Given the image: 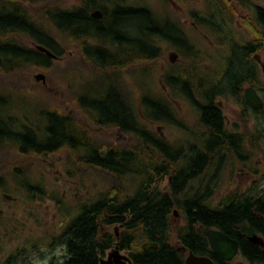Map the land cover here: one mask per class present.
<instances>
[{
    "label": "trees",
    "instance_id": "trees-1",
    "mask_svg": "<svg viewBox=\"0 0 264 264\" xmlns=\"http://www.w3.org/2000/svg\"><path fill=\"white\" fill-rule=\"evenodd\" d=\"M64 1L0 0V104L13 107L1 113L9 122H18L17 127L2 128L0 119V140L12 136L18 141L15 157L8 159L5 152H0V167L11 169L15 164L13 171L23 175L24 167L54 161L64 153L72 173L95 171L108 181L107 188L95 201L83 204L78 217L68 226L70 258L65 264H99L100 256L114 246L129 251L135 264H185L188 250L195 252V247L204 245L206 240L198 229H174L170 222L173 209H178L182 202L192 212V226L197 221L205 224L206 219L215 220L218 225L220 215L208 210L202 201L183 197V186L171 185L169 190H161L150 182L156 171H171V147L164 143L161 154L156 153L155 138L138 126L139 112L130 110L132 104H125L118 79L114 77L139 63L155 62L161 57L159 47L151 37L131 38L128 40L132 44L129 67H125L122 44L126 40L112 39L108 36L111 28L105 27V23L114 25L122 10L105 12L103 19L95 21L88 14L89 4H95L94 0H82L83 9L77 5L63 6ZM138 13L139 10L129 11L131 15ZM91 39H98L97 44L91 43ZM36 44L43 45L58 58L66 53L62 44L77 45L93 70L94 80L85 89L87 93L79 95L75 102L70 101L77 114L61 106L58 89L54 92L42 86L40 92L59 101L55 107L40 106L41 109L31 113L40 121L42 127L38 128L27 121L30 116L19 112L22 102L31 96L28 86L36 83L37 69L50 71L55 66L50 56L36 49ZM108 44L117 48L113 51ZM263 45L264 38L256 39L252 49L259 50ZM69 67L79 65L51 70L58 78L57 86L64 85L75 75ZM83 67H86L84 63ZM96 81L101 82L95 89L99 96L88 97L91 86L99 84ZM149 98L152 97L143 96L147 112L156 118L157 105ZM22 119L26 123L23 126ZM121 132L130 133V140L121 139ZM90 136L94 142L89 141ZM144 140L145 151L141 149ZM1 146L13 148L14 144L3 141ZM144 160L147 180L131 195L123 180L128 172H141L137 165ZM25 182L30 192L41 193L38 185H30L27 179ZM146 242L158 246L145 249ZM180 247L185 251H180Z\"/></svg>",
    "mask_w": 264,
    "mask_h": 264
},
{
    "label": "flooded vegetation",
    "instance_id": "flooded-vegetation-1",
    "mask_svg": "<svg viewBox=\"0 0 264 264\" xmlns=\"http://www.w3.org/2000/svg\"><path fill=\"white\" fill-rule=\"evenodd\" d=\"M110 1L114 4L111 13L117 8L122 10L118 14L119 24L126 23L127 19L142 20L148 25L140 31L143 36L148 34L153 39L176 41L180 45L186 40L184 49L191 53L195 49L188 40L194 36L201 39H211V36L217 34L250 36L244 50L245 56L249 55L248 59L251 58V67H228L230 65L227 59V67L214 70L203 67L202 69L210 70L217 76L212 82L200 76L199 72L201 79L197 78L194 75L197 73L194 71L196 68L174 67L173 76L169 83H163V88L171 89L169 95L175 108L169 109L165 105L166 98H149V101L157 105L155 120H172V127L175 129L171 142L164 137L160 129L162 125L157 126L155 134L148 130L155 138L156 153L161 154V145L164 143L172 150L171 171H156L150 182L155 185L160 179L166 178L169 186H183V197L202 201L208 210L220 215L218 225L215 220L206 219L205 224L197 221L192 226V212L182 202L178 204V209H173L170 222L174 229H198L206 240L204 245L195 247L196 253L189 249L186 259L192 253L198 258H205L202 264H264V105L256 108L245 96L247 89H255L264 102V97L258 90L259 87L264 89V61L261 58L259 61L256 57L259 55L258 48L252 49L254 40L264 38V4H256L254 0H212L218 12L216 17L220 20L217 25L206 19L203 13L196 14L194 7L187 11V16L178 15L181 12L172 9L174 4L180 2L178 0H168L171 7L163 0L168 5L166 12H153L123 5L121 1ZM185 1L194 3L196 0ZM77 2V6L83 9V1ZM188 7L190 8V4ZM96 9L101 10L102 17L91 16ZM132 9L139 10L140 13L129 14ZM88 14L93 20L99 21L104 18L105 10L89 4ZM212 26H218L220 33ZM126 29L117 37L130 40ZM263 47L264 45L260 49ZM173 54L176 55V62L179 55L176 52ZM254 58L261 67L255 66ZM180 103L186 106V116L180 115ZM227 103L233 105L230 114L226 112ZM139 118L141 119V115ZM139 127L144 128L140 124ZM130 137L128 133L126 140L129 141ZM141 149H146L145 140ZM145 163L144 160L137 166L141 172L127 174L138 177L137 186L147 180ZM3 176L0 172V195L5 198L6 207L12 210L15 199L2 192ZM96 199L82 201L75 212L62 210L68 213L62 225L54 224L57 219V215H54L53 220L46 221L47 229H42L39 236L31 234L20 239L13 218H7L11 229H0V264H65L70 255L63 262L57 263L56 252L61 248L68 250V226L78 217L83 204ZM61 207L62 205L60 210ZM2 212L3 209H0V216ZM208 230L223 232L236 240V254L225 259L216 253L209 241ZM116 235L119 236L118 229ZM252 236H257L258 239L253 242ZM116 247L119 249L114 246L100 257L104 259L102 264H135L129 251L119 249L120 255L114 253ZM179 250L185 251V248L180 247ZM191 264L200 263L193 260Z\"/></svg>",
    "mask_w": 264,
    "mask_h": 264
},
{
    "label": "rangeland",
    "instance_id": "rangeland-1",
    "mask_svg": "<svg viewBox=\"0 0 264 264\" xmlns=\"http://www.w3.org/2000/svg\"><path fill=\"white\" fill-rule=\"evenodd\" d=\"M121 1L123 5L134 7V8H145L149 11L153 12H166L168 10V5L164 1L168 0H117ZM177 1V0H173ZM178 4H174L173 10H179L181 13L178 15H182L185 17L188 15V10L191 7H194L196 10V14L203 13L207 18L217 25L220 24V20L216 17L218 14L217 9L214 7L212 0H196L194 3L186 2L185 0H178ZM256 4H264V0H254ZM94 3L105 10V12L111 13L113 5L110 0H94ZM168 3V2H167ZM171 7V4L168 3ZM190 4V8L188 7ZM63 6H73L78 5V2L75 0H66L62 3ZM181 17V16H179ZM144 21H132L130 19L126 20V23L120 22V29L123 31L124 28H127L129 38L135 39H148L146 36H143L140 31L145 29ZM214 29L220 33V28L218 26H212ZM250 40L249 35H238L235 36L217 34V36H211V39H201L196 36L192 37V39L188 40V43H192L195 52L191 53L190 51H186L184 47L186 43L183 42L176 44V41L171 40H163V39H152L153 43L159 47V51L161 57L155 60V62H145L139 63L135 65L133 69L128 72H123L121 75L114 76L118 79L117 85L122 90V94L124 96V102L126 105H131L130 110H134L135 112H139L141 115V119L139 118L138 124L143 126L145 129L150 132H156L157 126H161V130L163 135L169 142L172 141L174 137V128L172 127V120L164 119L161 122H158L153 118L147 111L145 102L143 100V96H150L152 98H166L165 105L168 106L169 109L175 106L172 105V97L169 95L170 88H163V83H169L170 78L173 76L175 71L174 67H193L196 68L195 72H199L200 76H204L206 80L212 82L214 77H217L215 73H211L210 70L202 69L203 67H211V70L227 67L226 59L230 66L228 67H251V58L248 59V56H245V44ZM98 39H91V43L97 44ZM180 42V41H179ZM126 51H130L132 44L124 43L122 44ZM34 46V45H33ZM65 55L59 59H53L55 66L51 70H58L60 68H66L67 66H75L79 65V67H69L72 68V71L75 75L67 80L64 85L57 86V77L54 72L51 70H41L37 69L35 72L44 73L46 76V84H43L42 80H37L36 83H32L31 86H28L31 96L28 95L27 98L22 102V109L19 112L24 115L30 116L27 120L30 125H34L37 128L42 127L40 121L37 120L36 114H31L37 112L40 106L42 108H52L57 106L58 99L49 98L41 91V87L44 86L48 88L47 90L58 91L61 106L64 105L63 108H66L67 111H75L74 114H77V110L75 105H72V102H75V98L79 95L87 93L85 89H87L94 80L93 79V70L86 64V60L83 59V55L80 52V48L77 45H65ZM109 49L115 50L117 45L110 46L107 45ZM178 53V60L174 63L170 61V55L172 53ZM260 55L262 61H264V47L263 49H259L257 52ZM124 55H127L124 53ZM129 60L128 55L124 56L123 64H125ZM83 63L86 67H83ZM122 64V65H123ZM254 64L256 67H261L259 63L256 62L254 58ZM125 67H129L128 62ZM193 71V72H194ZM194 73V75L200 78L199 73ZM202 74V75H201ZM35 76V75H34ZM262 77V74H261ZM163 81H162V80ZM201 79V78H200ZM224 80L222 82L224 83ZM60 82V81H59ZM98 85L92 87L91 92L88 93V97L99 96L98 93L95 92V89L100 87L101 82ZM105 83V82H102ZM72 85V87L70 86ZM95 85V83H94ZM56 86V87H55ZM64 86V87H62ZM65 89L64 91H62ZM259 92L264 97V89L261 87L258 88ZM72 101V102H70ZM168 101V102H167ZM182 109L179 110L181 116H186V106L183 103H180ZM60 106V107H61ZM233 105L226 104V112L230 114L231 108ZM11 106H4L0 104V119L2 121L1 127H17L18 122L12 121L9 122L8 119H4L3 114L1 112L6 111L8 109H12ZM73 114V113H72ZM21 117V116H19ZM22 126L25 125V121L22 119ZM28 126V125H27ZM139 126V125H138ZM155 134V133H154ZM128 133H120L119 137L122 139H126ZM114 136L110 137L111 139ZM6 139V140H5ZM4 140H0V152L3 151L7 155L8 159H11L16 156V152L18 151L17 146L15 145L18 141L12 137L8 136ZM94 139L89 138V141H93ZM12 143L13 148L6 146L2 147V142ZM94 142V141H93ZM15 147V148H14ZM3 148V149H2ZM6 149V150H5ZM0 160H2L0 155ZM20 160V159H19ZM66 156L63 153L56 160H49L45 163H41L38 165H30L26 168L24 167L23 175L19 174V171L12 169H2L0 167V172L3 176V191L6 192L9 196H12L14 201V208L11 210L7 208L5 205V198L0 195V209H3V212L0 216V229H11L10 224L7 221V218L12 217L14 221V226H17L18 234L20 239L25 238L28 235L39 236L40 231L42 229H47V220H53L54 215H57V219L54 220V224L58 226L59 224L64 223L65 215H68L67 212H63L62 210H66L69 212H75L78 209V206L82 201H88L89 199H95L98 197L99 193L104 191L107 188L108 181L104 179L102 176L97 174V172H83V174L72 173L69 171V167L66 163ZM138 166V165H137ZM19 174V175H18ZM22 175V176H21ZM25 179V180H24ZM32 186L38 185L41 189V193L30 192L31 190L26 187L27 182ZM123 183L127 189V192L131 195L134 193V188L137 187V183H139V179L136 175H128L124 178ZM157 186L161 190H169L168 181L166 178L160 179L157 183ZM44 193V194H43ZM61 210H60V206ZM64 206V208H63ZM58 212V214H57ZM40 229V230H37ZM113 230V229H112ZM4 232V231H3ZM113 248V247H112ZM110 248L109 251L112 249ZM108 251V250H107ZM106 251V252H107ZM105 252V254H106ZM125 253V251L123 252ZM103 256V255H102ZM100 256V257H102ZM56 262H63L65 258L69 257V253L67 249L61 248L56 252Z\"/></svg>",
    "mask_w": 264,
    "mask_h": 264
},
{
    "label": "water",
    "instance_id": "water-1",
    "mask_svg": "<svg viewBox=\"0 0 264 264\" xmlns=\"http://www.w3.org/2000/svg\"><path fill=\"white\" fill-rule=\"evenodd\" d=\"M78 1V0H75ZM91 16L94 18H100L102 17V12L99 9H96L95 11H93L91 13ZM36 49L47 54L48 56H50L52 59H59L57 55H55L54 53H52L49 49H47L46 47H44L41 44H36L35 45ZM175 54H171L170 55V61H175ZM257 59L260 61V55H256ZM264 67V65L262 66ZM34 78L37 80H42L43 84H46V76L44 75V73H38L35 74ZM245 96L247 98V100L254 105V107L256 108H262L264 105V102L262 100V98L260 97V95L257 93V91L255 89H247ZM207 235L209 238V241L212 245L213 250L218 253L220 256H222L225 259H230L232 256H234L237 252V241L234 239H231L228 235L224 234L223 232H219V231H214V230H208L207 231ZM254 239H258L257 236H252L251 240L254 242ZM158 244L157 243H152V242H146L144 243L143 247L145 249H149L151 247H157ZM114 253H116L117 255H120V250L116 247L114 249ZM193 260H196L197 263H204L205 258H198L196 256H194L192 253L187 257L186 259V264H191V262ZM104 261L103 258H100L99 264H102Z\"/></svg>",
    "mask_w": 264,
    "mask_h": 264
},
{
    "label": "bare ground",
    "instance_id": "bare-ground-1",
    "mask_svg": "<svg viewBox=\"0 0 264 264\" xmlns=\"http://www.w3.org/2000/svg\"><path fill=\"white\" fill-rule=\"evenodd\" d=\"M118 19H116V21H114V25H112V26H110V24L109 23H105V27H110L111 29H110V33H109V35L108 36H110V37H112V39H113V37H117L118 35H121V33H122V30L120 29V27H119V23H118ZM107 35L105 36L104 35V38H109ZM146 36V35H145ZM146 37H149L148 36V34H147V36ZM110 40V39H109ZM126 40V39H125ZM125 43H129V41L128 40H126L125 41ZM138 44V43H137ZM124 47L125 46H122V52L123 53H125V54H129V51H126L125 49H124ZM125 56V55H124Z\"/></svg>",
    "mask_w": 264,
    "mask_h": 264
}]
</instances>
